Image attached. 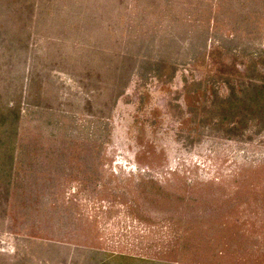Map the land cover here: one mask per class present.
<instances>
[{
  "label": "rangeland",
  "instance_id": "rangeland-1",
  "mask_svg": "<svg viewBox=\"0 0 264 264\" xmlns=\"http://www.w3.org/2000/svg\"><path fill=\"white\" fill-rule=\"evenodd\" d=\"M0 264H264V0H0Z\"/></svg>",
  "mask_w": 264,
  "mask_h": 264
}]
</instances>
